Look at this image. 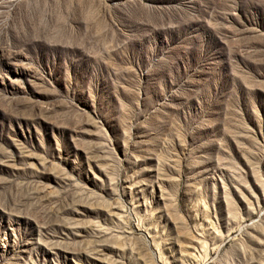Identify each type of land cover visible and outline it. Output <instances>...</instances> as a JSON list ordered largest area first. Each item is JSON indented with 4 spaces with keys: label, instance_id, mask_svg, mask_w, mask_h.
I'll return each instance as SVG.
<instances>
[{
    "label": "rangeland",
    "instance_id": "374dc122",
    "mask_svg": "<svg viewBox=\"0 0 264 264\" xmlns=\"http://www.w3.org/2000/svg\"><path fill=\"white\" fill-rule=\"evenodd\" d=\"M0 264H264V0H0Z\"/></svg>",
    "mask_w": 264,
    "mask_h": 264
}]
</instances>
